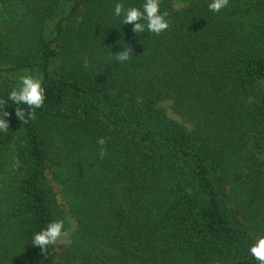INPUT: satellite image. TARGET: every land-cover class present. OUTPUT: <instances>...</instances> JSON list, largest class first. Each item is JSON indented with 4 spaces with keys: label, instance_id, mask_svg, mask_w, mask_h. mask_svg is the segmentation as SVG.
Returning <instances> with one entry per match:
<instances>
[{
    "label": "trees",
    "instance_id": "1",
    "mask_svg": "<svg viewBox=\"0 0 264 264\" xmlns=\"http://www.w3.org/2000/svg\"><path fill=\"white\" fill-rule=\"evenodd\" d=\"M178 1L160 0L169 28L157 35L114 15L116 3L142 10L145 0H17L31 38L0 36V100L20 87L10 77L28 73L45 101L35 119L4 104L0 264H259L250 247L264 237V0L219 12L211 0ZM125 47L132 57L120 62ZM56 155L73 165L79 200L76 241L60 254L32 244L61 220L46 178Z\"/></svg>",
    "mask_w": 264,
    "mask_h": 264
},
{
    "label": "clouds",
    "instance_id": "2",
    "mask_svg": "<svg viewBox=\"0 0 264 264\" xmlns=\"http://www.w3.org/2000/svg\"><path fill=\"white\" fill-rule=\"evenodd\" d=\"M229 0H211L208 5L210 11L219 12L226 8ZM114 15L119 17L123 15V24H132L134 33H143L145 29L154 34H160L169 28V23L166 20L168 13L160 11V0H145L142 10L136 7L125 8L122 3H116L114 7ZM144 21V22H142ZM146 22V23H145ZM131 49L125 47L124 50L115 54V58L120 62H125L132 57ZM20 87L13 88L6 99L0 100V131L8 132L9 122L3 117L9 116L7 111H4L6 100L12 101L17 106L25 104L33 111L27 113V119H35V109L42 108L45 101V89L42 86L41 79L34 78L32 75H23L20 78ZM15 115L24 123H27L26 113L23 109L17 107ZM97 144L100 145V157L107 155V138H98ZM191 194V189H188ZM67 235L64 230V222L56 220L50 222L45 229L37 232L33 236L32 244L38 246L40 251H46L49 246H53L57 241ZM251 255L259 261V264H264V237H261L257 242L250 247Z\"/></svg>",
    "mask_w": 264,
    "mask_h": 264
},
{
    "label": "rangeland",
    "instance_id": "3",
    "mask_svg": "<svg viewBox=\"0 0 264 264\" xmlns=\"http://www.w3.org/2000/svg\"><path fill=\"white\" fill-rule=\"evenodd\" d=\"M173 2L174 8L177 10L185 6L181 1L173 0ZM28 19L25 11L19 7L17 0H11L8 4L0 3V36H3L6 45L16 44L21 46V44L31 38L29 37L30 32H27L26 28L29 24L31 31V24ZM26 75L29 74L27 73ZM36 75L35 78H37ZM21 76L23 75L10 78L18 81ZM159 107L165 111L170 120L183 123L182 119L173 113L170 101L160 103ZM186 126L190 129L188 125ZM262 158L264 159V155ZM67 160H65L64 156L56 155L50 161L46 171L47 181L55 192L58 209L61 213V220L64 222V230L67 232V235L56 243V250L59 254L72 244L74 240L76 241L79 228L78 221L75 217L76 214L74 213L78 209L79 200L74 197L73 187L76 182L71 178L74 174V167ZM14 164L15 159L12 158V168Z\"/></svg>",
    "mask_w": 264,
    "mask_h": 264
}]
</instances>
